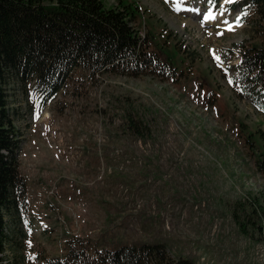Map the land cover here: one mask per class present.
<instances>
[{"label": "rangeland", "instance_id": "374dc122", "mask_svg": "<svg viewBox=\"0 0 264 264\" xmlns=\"http://www.w3.org/2000/svg\"><path fill=\"white\" fill-rule=\"evenodd\" d=\"M120 1L138 7L132 26L163 71L77 69L49 102L0 76L27 195L5 216L3 263L59 260L80 239L89 251L154 241L172 261L264 264V92H246L236 69V46L261 44L257 13L247 0H102ZM128 114L149 133L127 131Z\"/></svg>", "mask_w": 264, "mask_h": 264}, {"label": "trees", "instance_id": "16d2710c", "mask_svg": "<svg viewBox=\"0 0 264 264\" xmlns=\"http://www.w3.org/2000/svg\"><path fill=\"white\" fill-rule=\"evenodd\" d=\"M257 13L260 45L240 44L236 69L247 92H264V0H247ZM140 16L135 3L106 8L102 0H0V76L14 74L31 82L44 101L63 89L72 71L92 75L148 76L159 67L133 22ZM173 70V69H172ZM126 130L137 138L149 128L128 114ZM251 135L248 134V138ZM20 135L0 93V264L7 241L5 216L16 215L27 203L26 179L20 174ZM249 140V139H248ZM264 176V157L256 163ZM45 264H194L189 258L172 261L161 242L119 243L109 248H85L80 239L67 243L59 260Z\"/></svg>", "mask_w": 264, "mask_h": 264}, {"label": "bare ground", "instance_id": "6f19581e", "mask_svg": "<svg viewBox=\"0 0 264 264\" xmlns=\"http://www.w3.org/2000/svg\"><path fill=\"white\" fill-rule=\"evenodd\" d=\"M190 11V10H189ZM192 11V10H191ZM194 12V11H193ZM196 14V13H195ZM222 15H219V14H216V15H211V18H209V16H205L204 18H202V22L201 24H204V23H212L214 24L215 23V19H222ZM207 18V19H206ZM223 20V19H222ZM222 22V21H219V23ZM223 23V22H222Z\"/></svg>", "mask_w": 264, "mask_h": 264}, {"label": "snow or ice", "instance_id": "6c2138e0", "mask_svg": "<svg viewBox=\"0 0 264 264\" xmlns=\"http://www.w3.org/2000/svg\"><path fill=\"white\" fill-rule=\"evenodd\" d=\"M209 18H211V16H209Z\"/></svg>", "mask_w": 264, "mask_h": 264}]
</instances>
